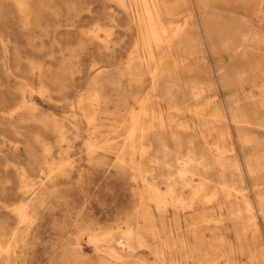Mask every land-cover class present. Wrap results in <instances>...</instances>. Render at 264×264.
Listing matches in <instances>:
<instances>
[{
    "label": "rangeland",
    "instance_id": "rangeland-1",
    "mask_svg": "<svg viewBox=\"0 0 264 264\" xmlns=\"http://www.w3.org/2000/svg\"><path fill=\"white\" fill-rule=\"evenodd\" d=\"M178 1L180 4L177 0L157 3L170 32L162 37L163 47L153 43V61L144 46L148 25L144 21L142 31L138 20L142 0H126L125 4L119 0H55L52 10L48 5L41 7V17L28 27L16 5L0 0V242L7 245L17 230L19 236L14 259L5 251L0 253V264H171L172 254L177 261L186 262L181 246L171 248L163 231V255L157 258L133 243L119 247L107 239L93 251L88 241L78 242L84 232L137 230L141 225L147 230L150 224L141 223V207L146 206L158 225L165 216L174 228L173 236L180 235L174 207L163 214L157 201L149 199V184L165 196L157 170L154 177H135L139 171L148 175V157L157 150V143L149 154L136 153V163L129 155L125 161L119 160L137 119L134 113L145 101L162 112L165 124L157 123V128L165 129L171 145L172 132L185 138L193 130H182L168 121L169 101L162 97L164 75L153 82V72L160 69L162 60L171 63L173 56L179 61L180 77L214 82L201 106L208 114L219 109L225 121L212 132L203 127L195 111L173 113L172 117L187 120L197 134L209 135V145H223L225 155L239 162L241 175L234 182L244 188L257 223L246 228L241 219L232 220L231 201L221 191L212 207L223 215L219 226L223 244L197 240L185 226L192 255L189 263L210 264L216 252H223L226 255L218 258V264L229 260L264 264V213L258 201L259 194L264 195V170L251 173L248 168L249 161L256 165L264 156V126L257 120L264 114L262 110L250 114L249 124L236 123L233 116L240 107L253 109L246 96L258 92L252 82L239 79L238 72L258 63L264 69V39L238 47L240 36L235 30L258 31L264 38V0ZM179 28L187 37L186 50H181V35L174 36ZM230 38L235 39L232 45L228 44ZM177 99L185 106L190 104L181 93ZM147 121L140 117L142 124ZM57 167L62 171L48 178ZM211 176L218 182L216 173ZM18 204H27L32 222L19 219L13 211ZM196 213L189 218H199ZM210 227L214 225L200 228L207 231ZM145 237L151 244L153 236L147 231ZM110 247L119 254L111 255ZM204 253L214 255L200 259Z\"/></svg>",
    "mask_w": 264,
    "mask_h": 264
},
{
    "label": "bare ground",
    "instance_id": "bare-ground-1",
    "mask_svg": "<svg viewBox=\"0 0 264 264\" xmlns=\"http://www.w3.org/2000/svg\"><path fill=\"white\" fill-rule=\"evenodd\" d=\"M10 1L13 3V5H16V7L21 12V17L25 20L26 26L33 24L32 23V21H34L33 19L36 20L41 17V14H39L40 12L39 10L41 9V7H46L48 5L47 7L51 8L52 10L53 5H55L54 4L55 0H10ZM119 1L122 4L126 3V0H119ZM158 1L152 0L151 2V0H142L143 6L141 7V10H139L138 12L139 13L138 20H139V25L141 26L140 27L141 30H142L144 21H146L148 25L147 29H145L147 30L145 32H147L148 38L144 46L147 48L148 55L150 56V58H152L153 61L155 59V55L153 53V43H155L156 47H157L156 44L161 45L160 47H163L162 46L163 44H161L163 40L162 37L163 36L167 37L170 32V28L164 25V23L161 20V14L158 12V4H157ZM178 2L179 1L177 0V4H180ZM152 3L154 6L152 5ZM22 21L23 20H21V22ZM38 23H35V24H38ZM35 26H38V25H35ZM178 26L180 27V25ZM233 30H235V28ZM235 31L240 36L238 47L247 45L252 40L262 41L264 39L263 34L258 31L250 32L244 29L241 30L239 28ZM235 31H233V33H235ZM177 35H181V47H182L181 50H186L188 47L185 44L186 43L185 41L187 39L186 34L183 31H180V28H179L178 31H176L174 36L177 37ZM234 40H235L234 38H230L228 44L232 45ZM136 48L138 49L140 48V43L137 44ZM138 49H135V50H138ZM169 51H170V47H169ZM138 55H139L138 60L141 61L140 54ZM178 64H179V61L174 56L172 57L171 63L163 59L161 62L160 69H157L155 71L153 70L154 71L152 75L153 82L157 81V79L160 76L164 75L163 77L164 79L162 82V97L169 101L170 113H169L168 121H170L171 123H175V125H180L181 129L182 127H184L186 129L192 128L193 130H191L185 138L181 137L177 133L172 132L171 137L174 140V145H171L168 141L165 129L157 128V123H159L162 127L165 124V119L163 117L162 112L156 111L147 101H145L144 102L145 104H142L141 108L138 107V109L134 113L135 118L137 119L134 120L133 125L131 124L132 128L130 129V132H128L129 134H127L129 136H128L127 141L123 145V149L120 152L119 160H121V162L125 161V156L129 155L131 158L130 160L133 163H136L135 162L136 153L138 152L141 153L142 154L141 156H143V154H149L151 147L154 145V143H157L158 145L157 150H154L153 152H151L152 155L148 157V162L150 165L148 168L149 170L148 175L143 174L144 172L139 171V174L135 172L136 174L135 177H139L141 179H146L147 176L154 177L153 172L157 170V178H159L162 181L163 185L165 186V196H161V193L159 189L156 187V185L146 184L148 186V194L150 196L149 199L157 201L158 203L157 205H159V211L161 208V211L163 214L166 211H168L169 206L174 207V209L176 210L174 223L176 224V227H177L176 230H178L180 235L177 238L173 236L172 232L174 228L173 230L171 229L168 223V220L166 219L165 216L163 217V220L160 223L161 226L158 225L159 223L158 224L156 223L154 214L152 213L150 209H147V206H146V208L141 207L142 214L141 213L140 214L142 216L141 223L144 225L145 223L150 224V227L147 230H145V227L141 225L137 230H132L129 228L127 230H123L120 232H116V231L99 232L89 239V243L92 246L91 249L93 251H97L99 249L98 248L99 244L108 239L109 241L112 240L111 242H115L117 245H119V247H123V246L125 247L129 245L130 243H133L140 248L149 250L152 253V255H154L156 258L161 257L163 255V248L165 244L164 239L162 237L163 235L161 236V231H163V233L166 234L165 237H167L166 239L167 242L171 243V248L176 247L179 244L185 256L184 260L186 262H180V261H177V258H175L174 254H172L171 264H190L189 260L191 259L192 255H190V253L188 252L189 246L187 247L188 241L186 239V232H187L186 228L189 230V232L192 233L193 237L196 238L197 240H200L202 242L210 241L214 243L216 242V243L223 244L224 238L221 236L220 229H219L220 224L223 222V215L216 213L214 211V208L212 207L214 200L220 195L221 191L224 192V194H226V199L228 198L231 201L230 203H231L232 208L231 210L229 209L230 211L229 214L232 220L234 218L238 220L241 219L242 221H244L243 223L244 225L243 224L242 225L246 228L247 227L254 228L255 226H257L253 206L250 200L246 198V195L244 193V188L237 186V184H235L234 182L235 178L240 177L241 175V167L239 165V162L234 158L227 157L224 153L226 149L225 151L223 150V148L225 147H222L223 145L216 143V141H215L216 144L214 148L212 147L213 145H209L207 141V138L209 137V135L206 138V136L203 133L197 134L194 131V127H192L187 122V120L175 119L172 117L173 113L183 114L185 112L195 111L199 115L200 121L203 127L205 126L206 128L213 130L212 132H214V130H217L220 126L223 127V123L225 121V117L221 114V111L219 109H216L214 113L208 114V113H205L206 107L204 108L203 105H202L203 107L201 106V101L204 98L205 92L211 90V88L213 89L212 86H214L213 85L214 82L210 79H204V78L195 77V76L184 79L179 76ZM186 65H188V63H186ZM170 66L172 68H170ZM189 70L191 71L190 68ZM238 78L247 79L248 81L252 82L253 87L256 90H258V92H251L246 96V99L249 100L253 104V107H254L253 109H249L248 107L245 106V107H240L237 111L233 113L234 121L236 123L249 124L250 122L248 118L250 114L252 113L259 114L260 110H262L264 114V69L262 68V63H258L257 65H251L250 67L238 72ZM177 93H181L184 98L188 97L190 100V104L185 106L184 101H179L177 99ZM141 116H145V119H148L147 123L142 124L140 122ZM92 120H95V119H92ZM131 120H130V123H131ZM257 120L260 125L264 126V116L258 117ZM212 132H209V133H212ZM137 135H139L138 140L136 138ZM200 138L201 140L199 141ZM163 167L164 169L161 170V168ZM248 168L251 173L263 171L264 170V156L257 159L256 165L252 164L249 161ZM59 171H62L61 168H58L57 170H55V168H52L49 172L48 178L52 179L56 177ZM212 173L217 174L218 182H215L214 178L211 176ZM157 178H152V179L155 180ZM258 201L260 205V211L264 213V195L263 194H259ZM234 202H236L237 204ZM18 205L19 206H16L15 208H13V211H15L18 214V217L19 219H21V221L23 222L30 221V218H33V217L32 215L30 217V214L28 213L29 210L27 211V207H28L27 204L25 205L18 204ZM192 212L200 213L199 218L191 217L190 219L189 216ZM30 222H32V219ZM209 224H213L214 227L208 228L207 231L206 230L204 231L203 229L200 228L203 225L208 226ZM147 231L149 234L153 236V241L151 242V244H148L146 241L145 235ZM11 232H13V230ZM0 235L2 236V234ZM18 237L19 236H18V230H17V231H14L12 238L9 237L10 239L8 240L7 245H3L4 242L3 243L0 242V253H3L5 251L6 253L8 252V258L11 259V257H13L12 253L13 252L17 253L16 249H17ZM21 238H23V236ZM83 238L84 237H82V239ZM210 248L212 247L210 246ZM110 253L113 256H117L119 254V252L116 249H113L111 247H110ZM14 254L15 253H13V255ZM212 255L214 254L204 253L203 255L200 256V259H205ZM225 255L226 254L223 252L221 253L216 252L215 257L212 256V258H215L213 260L214 262L210 264H218V258H221L222 256H225ZM16 256H15V259H16ZM199 264H203V263L200 262ZM225 264H234V263L229 260Z\"/></svg>",
    "mask_w": 264,
    "mask_h": 264
},
{
    "label": "crops",
    "instance_id": "crops-1",
    "mask_svg": "<svg viewBox=\"0 0 264 264\" xmlns=\"http://www.w3.org/2000/svg\"><path fill=\"white\" fill-rule=\"evenodd\" d=\"M97 233H88V232H84V233H81L79 236H78V242L79 241H88L89 242V239L91 237H93L94 235H96ZM82 237H84L82 239Z\"/></svg>",
    "mask_w": 264,
    "mask_h": 264
}]
</instances>
